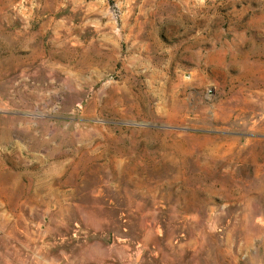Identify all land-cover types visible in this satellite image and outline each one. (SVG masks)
Returning <instances> with one entry per match:
<instances>
[{
    "label": "rangeland",
    "instance_id": "1",
    "mask_svg": "<svg viewBox=\"0 0 264 264\" xmlns=\"http://www.w3.org/2000/svg\"><path fill=\"white\" fill-rule=\"evenodd\" d=\"M0 264H264V0H0Z\"/></svg>",
    "mask_w": 264,
    "mask_h": 264
}]
</instances>
